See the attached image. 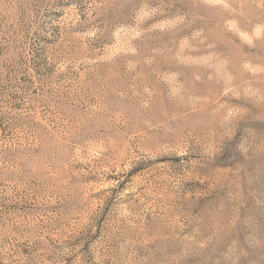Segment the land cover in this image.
Here are the masks:
<instances>
[{
	"label": "rangeland",
	"instance_id": "obj_1",
	"mask_svg": "<svg viewBox=\"0 0 264 264\" xmlns=\"http://www.w3.org/2000/svg\"><path fill=\"white\" fill-rule=\"evenodd\" d=\"M0 264H264V0H0Z\"/></svg>",
	"mask_w": 264,
	"mask_h": 264
}]
</instances>
